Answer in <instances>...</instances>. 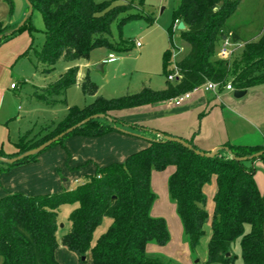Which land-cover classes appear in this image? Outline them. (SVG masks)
I'll use <instances>...</instances> for the list:
<instances>
[{
  "label": "trees",
  "instance_id": "trees-1",
  "mask_svg": "<svg viewBox=\"0 0 264 264\" xmlns=\"http://www.w3.org/2000/svg\"><path fill=\"white\" fill-rule=\"evenodd\" d=\"M119 1L122 4H97L93 0H29L33 11L40 13L44 23L45 42L37 53L38 63L45 67L43 73H51L59 61L88 60L96 48L130 50V42L111 39L112 25L119 21L118 27L122 28L127 21L135 19H146L151 24L153 19L149 15L128 14L135 6L142 8L144 0H138L137 4L135 0ZM238 5L236 0H179L173 9V26L184 23L186 28L179 31L180 38L189 50L175 64L178 78L168 80L174 73L172 52L178 49L172 46L162 56L165 89L143 87L138 92L113 99L98 96L82 108H69L61 121L51 123L34 138H19L15 155H7L0 149V157L13 158L34 149L93 115H105L113 122L90 120L51 147L59 145L65 150L64 140L73 136L97 138L120 132L115 127L124 128L126 123L115 117L114 112L167 102L208 82L217 84L218 91L225 89L227 84L233 90L246 91L264 85V28L258 37L242 43L239 58L217 56L224 36L231 34L234 43H241L227 27V21ZM26 23L4 36L0 44L13 37ZM10 31L0 22V35ZM76 84L88 96H94L98 91L88 74L78 82V67L74 65L56 81L41 88L35 97L47 105H54L57 98L63 97ZM130 126L140 128L138 124ZM224 147L238 158L264 151V145L226 144ZM42 153L12 165L2 164L0 173L36 162ZM260 158L264 160V154ZM170 166L175 170L167 180V191L191 251L197 249L205 236L204 227L210 224L207 258L200 264H233L236 244H239L243 264H264V197L256 186L254 170L231 159L224 151L214 158H205L180 144L163 142L159 138L151 139L146 147L128 155L121 163L96 165L93 174L80 182L75 181L76 186L69 190L43 195L28 196L17 192L2 196L1 264H59L55 258L58 213L65 205H75V208L68 217L69 233L61 244L79 260L89 257L92 264H171L148 252V246H165L170 241L166 221L151 215L156 200L151 189L152 173L162 172ZM213 177L217 190L210 217L203 188ZM105 218L111 223L94 241Z\"/></svg>",
  "mask_w": 264,
  "mask_h": 264
},
{
  "label": "rangeland",
  "instance_id": "rangeland-1",
  "mask_svg": "<svg viewBox=\"0 0 264 264\" xmlns=\"http://www.w3.org/2000/svg\"><path fill=\"white\" fill-rule=\"evenodd\" d=\"M93 1L97 4H122V1L119 0ZM178 1L144 0L142 9L139 6H135L128 14L149 15L152 17L153 23L149 24L146 19H135L127 21L122 28L118 27L119 21L112 25L111 39L116 42H122L121 40L130 42V50L119 52L110 51L104 47L96 48L90 53L88 60H79L75 63L59 61L49 74L43 73L45 67L39 64L37 60V53L45 42V34L42 17L37 10H34L25 27L0 44V72L3 71L4 73L0 79V90L4 96L0 112V124L2 125H0V147L3 146L1 151L12 153L15 151V144L19 138L27 140L34 138L38 132H43V129H46L51 123L61 121L67 115L69 108H82L90 104L98 96L113 99L138 92L143 87L154 90L164 88L166 79L162 75L163 53L172 46L178 48L172 52L171 59V62L176 64L189 50V46L181 40L177 26H173V9ZM236 1L239 3L237 11L228 19L227 24L238 34L242 43L248 42L258 37L262 31L264 25V0ZM135 3L137 4L138 0H135ZM27 12L28 8L25 0H0V22L8 26L10 30L16 29L24 21ZM124 16L126 15L122 17ZM136 42L140 43V48L135 47L134 43ZM242 43H240L239 47L238 45L235 46V58L241 56L240 46ZM110 53L114 54L115 61L106 63L102 69H98L97 67L102 64V60H107ZM74 65L78 67V82H81L88 74L91 81L98 87L96 95H85L79 84H76L71 86L63 97L57 98V102L54 105H47L35 97V93H39L41 88L56 81L68 68ZM11 85H15L16 88L12 89ZM128 115H130V118L140 119V109ZM133 124L140 125V120ZM123 129L132 135L133 139L138 143L142 141L140 138H145L140 134L141 130L139 127L134 128L125 125ZM137 136L140 138H137ZM66 140H64V145ZM99 141L103 143L102 141L104 140ZM55 147L63 149L61 146L56 145L48 150ZM65 153L67 156L65 165L55 172L58 184L57 189L48 191L33 189L31 192H23L22 194L28 196L43 195L69 190L76 186L74 183L75 179L80 182L85 176L95 172L96 165L104 166V164H108L104 163V160L108 159H104L105 156L99 153L100 159L93 157L90 160L87 159V163L90 164L87 168H85V165L74 168L72 166L73 160L69 159L66 147ZM43 154L44 152L41 155ZM124 160L125 158L122 161H114V163H121ZM30 163L23 165H30ZM2 164L0 162V167ZM262 164L263 160L255 164L253 170L255 172L254 180L256 186L264 197V182L260 178L262 172L259 170ZM23 165L13 167L11 172H13V169H21ZM173 168L170 166L162 172L154 171L152 173L151 189L155 194L156 200L153 203L151 215L153 217H161L166 221L170 241L165 246L150 245L149 247L150 250L152 249L151 247L154 248L153 255L159 256L171 264H200L207 257V243L211 235V229L209 224L204 227V238L197 249L194 252L191 251L184 238L180 219L167 192V180ZM26 171L28 170L18 173L12 180L23 177L25 173H28ZM8 173V171L1 172L0 176ZM28 177H33V175H28ZM214 178L205 187L207 198L212 194L209 185L214 183ZM63 180H66V182H63ZM17 183H19V180ZM19 187L21 188L22 185L20 184ZM212 204L210 202L207 203L206 211L209 212ZM74 208L75 205H65L59 210L58 248L55 258L59 264H92L91 258L88 257L85 261L79 260L61 244L63 238L69 233L70 223L68 217ZM110 223L111 220L109 218L104 219L102 225L95 233L94 241L106 231ZM234 253L236 260L233 264H243L239 244H236Z\"/></svg>",
  "mask_w": 264,
  "mask_h": 264
},
{
  "label": "crops",
  "instance_id": "crops-1",
  "mask_svg": "<svg viewBox=\"0 0 264 264\" xmlns=\"http://www.w3.org/2000/svg\"><path fill=\"white\" fill-rule=\"evenodd\" d=\"M227 27L231 33L238 36L228 24ZM240 42L242 43L241 39ZM102 63L104 66L110 62H107L105 59L102 60ZM3 74V71H1L0 79L3 77ZM165 87L166 83L162 89H165ZM233 91L226 89L218 91V88L215 91H205L203 88H200L192 92L191 98L181 105H175L170 100L130 110L116 111L114 112V116L124 121L127 127L140 120V134L145 137L140 138L137 136V138L142 140L140 143L133 139L132 135L123 132L109 133L98 139L71 137L65 142L67 155L70 160H73L72 166L74 168L82 167L83 165L87 168L90 165L87 163V159L90 160L91 157L100 159L99 153L105 156L104 159H108L104 160V163L110 164L109 162L122 161L128 155L146 147L151 139L158 138V134L177 137L191 142L200 151L206 153L224 147L226 144L246 147L263 146L264 85L247 90V94L241 99H235L232 95ZM3 101L4 96L0 90V112ZM139 109L140 119L129 117V113H133ZM99 140L104 141L101 143ZM0 149H3V146ZM16 153L17 149L15 148V151L12 153L5 154L15 155ZM66 157L64 149L55 147L54 149L46 150L43 155L38 157L36 162L30 163V165H23L21 169H13V172L9 170L8 174L0 176V198L9 193L31 192L33 189L37 191H40V189H44V191L57 189L58 184L55 172L65 165ZM260 161H262L261 158L255 161L244 162V164L247 168L253 169V166ZM25 170H28L26 171L28 173H25L23 177L12 180L18 173ZM174 170L173 168L172 173ZM259 170L262 172L260 178L264 182V160ZM28 175H33V177H28ZM18 180L19 183H17ZM75 181L78 180L75 179L74 183ZM63 182H66V180H63ZM213 182L212 185H209L212 194L207 198V203L210 202L211 204L217 190L215 178ZM20 184L22 185L21 188L19 187ZM206 186L203 188L204 194ZM213 209L214 204H212L209 212L207 211L210 217L212 216ZM151 248L150 250L148 246V252L152 254L154 248Z\"/></svg>",
  "mask_w": 264,
  "mask_h": 264
},
{
  "label": "water",
  "instance_id": "water-1",
  "mask_svg": "<svg viewBox=\"0 0 264 264\" xmlns=\"http://www.w3.org/2000/svg\"><path fill=\"white\" fill-rule=\"evenodd\" d=\"M26 4H27V8H28V12L26 15V18L24 19V21L16 28L11 30L10 32H8L6 35H0V41L3 40L4 36H7L9 34H11L14 31L19 30L28 20V18L32 15L33 13V7L31 5V3L29 2V0H25ZM177 29L179 31L185 30V25L183 22H179ZM98 69H102L103 68V63L101 65H99L97 67ZM247 94L246 90H234L233 91V96L235 99H241L242 97H244ZM96 119H102V120H107L109 123H112L113 120L110 117H107L105 115L102 114H98V115H93L89 118H86L85 120L81 121L80 123L76 124L75 126L67 129L66 131L60 133L59 135L53 137L52 139L44 142L43 144L39 145L38 147L31 149L29 151H26L16 157L13 158H3L0 157V162L6 165H12L14 163H17L25 158L31 157V156H36L40 153H42L43 151H45L46 149H48L49 147H51L53 144H55L56 142H58L59 140L63 139L66 135L72 133L75 129L81 127L82 125L88 123L90 120H96ZM118 131L123 132V133H127L123 128H117L115 127ZM158 138L163 140V142H172V143H177L180 144L181 146H183L184 148L193 151L197 156H201V157H205V158H214L215 156H217L219 154L220 151H224L231 159L235 160L236 162H240V163H244L247 161H255L257 159H259L263 154L264 151H261L257 154H254L252 156L249 157H242V158H238L232 155L231 151L226 148V147H220L215 149L212 152L206 153L200 150H196L193 148L192 145H190L189 143H187L186 141L177 138V137H172V136H166L163 134H158ZM157 141V140H156ZM115 199V198H113ZM82 260L84 261L85 258H82Z\"/></svg>",
  "mask_w": 264,
  "mask_h": 264
},
{
  "label": "built area",
  "instance_id": "built-area-1",
  "mask_svg": "<svg viewBox=\"0 0 264 264\" xmlns=\"http://www.w3.org/2000/svg\"><path fill=\"white\" fill-rule=\"evenodd\" d=\"M134 45L136 48L141 47L139 42L134 43ZM236 45H238V47H239L240 44H236L232 41L231 34L228 36H224L222 44L217 51V56L219 58L229 59L230 57H232L234 55ZM114 61H115L114 54L110 53L108 55L107 62H114ZM172 67H173L174 73L168 76L169 81H174L176 78L179 77L176 65L173 64ZM11 88L15 89L16 87H15V85H11ZM200 88H203L205 91H215L218 88V86H217V84H214L212 82H208L205 85H203L202 87L194 89L192 92L197 91ZM225 89L228 91H233V88L231 87L230 84H227ZM192 92H188L186 94H183V95L173 99L172 101L174 102L175 105H181L182 103H184L185 101H187L191 98Z\"/></svg>",
  "mask_w": 264,
  "mask_h": 264
}]
</instances>
